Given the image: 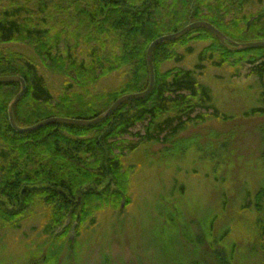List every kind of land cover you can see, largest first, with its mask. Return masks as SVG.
Masks as SVG:
<instances>
[{"label": "trees", "instance_id": "obj_1", "mask_svg": "<svg viewBox=\"0 0 264 264\" xmlns=\"http://www.w3.org/2000/svg\"><path fill=\"white\" fill-rule=\"evenodd\" d=\"M251 1L0 0V76L17 75L26 82V92L13 109L16 123L25 127L54 116L91 119L121 95L145 90L148 45L190 22L207 21L234 41H264V0L259 9L248 11ZM195 41L207 45L194 67L161 70L163 63L181 59L178 48L190 54ZM20 43L30 45L48 71L69 78L61 94L51 92L32 58L9 46ZM152 57V91L124 102L89 127L55 123L17 132L7 107L20 84L0 83V226L15 225L39 201L48 211L45 231L51 234L61 226L62 239L70 228L80 233L93 212L128 200L130 170L122 162L126 151L141 143L169 141L209 109L221 115L212 88L198 79L206 63L248 67L246 75L257 80L259 104L245 113L264 114V47L230 50L207 29L198 28L160 43ZM115 72L126 75L117 87L91 90ZM140 122L145 124L135 133L138 140L123 139ZM214 258V264H223L219 253Z\"/></svg>", "mask_w": 264, "mask_h": 264}, {"label": "rangeland", "instance_id": "obj_2", "mask_svg": "<svg viewBox=\"0 0 264 264\" xmlns=\"http://www.w3.org/2000/svg\"><path fill=\"white\" fill-rule=\"evenodd\" d=\"M261 3L252 0L246 10ZM204 45L192 42L190 54L178 48L181 59L161 70L194 67ZM9 46L39 65L53 94L63 92L68 77L44 68L30 45ZM204 65L198 79L212 88L220 116L209 109L169 141L126 151L128 200L93 212L80 233L70 228L60 239L61 226L47 233L48 211L37 201L15 225L0 226V264H214L217 253L223 264H264V114L245 113L259 104L257 80L248 67ZM125 77L115 72L91 90L117 87ZM144 124L123 139L138 140Z\"/></svg>", "mask_w": 264, "mask_h": 264}, {"label": "water", "instance_id": "obj_3", "mask_svg": "<svg viewBox=\"0 0 264 264\" xmlns=\"http://www.w3.org/2000/svg\"><path fill=\"white\" fill-rule=\"evenodd\" d=\"M198 28L207 29L219 40V42L224 47L230 50L239 51V50L248 49V48L264 47V41H251V42L234 41L230 39L229 37H227L226 35H224L219 29H217L214 25H212L211 23L207 21L190 22L178 31H175L173 33H169L166 35H162L154 39L148 45V48L146 50V61H147L148 71H149V83L145 90L140 91V92L126 93V94L121 95L105 111H103L102 113L98 114L97 116L91 119L54 116V117L45 118L33 125H29L25 127H20L16 123L15 118H14L13 109L16 103L20 100V98L26 92V82L24 78L17 76V75L0 76V83H19L20 84L19 92L10 100L8 107H7L8 119H9L11 127L17 132L24 133V132L34 131L43 126H46L49 124H55V123L89 127V126L95 125L103 121L108 116H110L124 102L133 100V99L144 98L152 91L154 87V82H155L152 52H153V49L157 45L163 42L175 41L179 39L180 37H182L183 35L187 34L188 32L194 29H198Z\"/></svg>", "mask_w": 264, "mask_h": 264}, {"label": "bare ground", "instance_id": "obj_4", "mask_svg": "<svg viewBox=\"0 0 264 264\" xmlns=\"http://www.w3.org/2000/svg\"><path fill=\"white\" fill-rule=\"evenodd\" d=\"M44 127V126H43Z\"/></svg>", "mask_w": 264, "mask_h": 264}]
</instances>
